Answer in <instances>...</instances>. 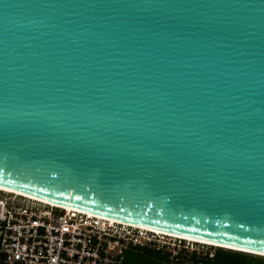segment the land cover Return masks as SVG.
Returning a JSON list of instances; mask_svg holds the SVG:
<instances>
[{"label": "water", "instance_id": "95a60500", "mask_svg": "<svg viewBox=\"0 0 264 264\" xmlns=\"http://www.w3.org/2000/svg\"><path fill=\"white\" fill-rule=\"evenodd\" d=\"M0 185L264 254V0H0Z\"/></svg>", "mask_w": 264, "mask_h": 264}, {"label": "built area", "instance_id": "2783aa9c", "mask_svg": "<svg viewBox=\"0 0 264 264\" xmlns=\"http://www.w3.org/2000/svg\"><path fill=\"white\" fill-rule=\"evenodd\" d=\"M0 192L2 264H122L126 251L146 248L172 257L189 252L211 259L215 253L188 249L200 243Z\"/></svg>", "mask_w": 264, "mask_h": 264}, {"label": "trees", "instance_id": "16d2710c", "mask_svg": "<svg viewBox=\"0 0 264 264\" xmlns=\"http://www.w3.org/2000/svg\"><path fill=\"white\" fill-rule=\"evenodd\" d=\"M185 256L191 259L192 262H196L195 264L199 262V259H195L197 257L195 254L188 255L187 257L186 254L180 253L175 259L177 262H173L172 259L174 258L170 253H162L160 250L146 248L136 251H126L122 264H179L178 260ZM256 256L218 247L213 258L203 257L201 260H204L205 264H264V262L258 261ZM0 264H2L1 259Z\"/></svg>", "mask_w": 264, "mask_h": 264}, {"label": "bare ground", "instance_id": "6f19581e", "mask_svg": "<svg viewBox=\"0 0 264 264\" xmlns=\"http://www.w3.org/2000/svg\"><path fill=\"white\" fill-rule=\"evenodd\" d=\"M0 191L7 192V193H16L18 195H23V196L35 198L33 196H30V195H27V194L18 192L16 190H13L11 188L5 187L3 185H0ZM36 199H38V198H36ZM44 202L50 203V202H47V201H44ZM50 204H53V203H50ZM53 205H55L57 207H61L63 209L75 210L77 212H83V213L88 214L90 216H96V217H98L100 219H104V220H107V221H110V222H116V223H120V224H123V225H129V226L139 227V228L146 229V230H149V231H153V232H156V233H160V234H164V235H169V236L177 237V238H180V239H183V240H188V241H192V242L200 243V244H204V245L206 244V245H209V246H212V247H217V248L218 247H221V248H224V249H230L229 247H226V246L217 245V244H213V243H208V242L200 241V240H195V239H191V238H188V237H182V236L174 235V234H171V233L163 232V231H160V230L152 229V228H149V227H145V226H141V225H136V224H132V223L124 222V221H119V220H115V219H111V218H106V217L94 215V214H91V213H88V212H85V211H82V210H79V209H75V208L69 207L67 205H58V204H53ZM253 255H257V256L264 257V254H256V253H253Z\"/></svg>", "mask_w": 264, "mask_h": 264}, {"label": "rangeland", "instance_id": "374dc122", "mask_svg": "<svg viewBox=\"0 0 264 264\" xmlns=\"http://www.w3.org/2000/svg\"><path fill=\"white\" fill-rule=\"evenodd\" d=\"M0 195H2V193L0 192ZM190 243V242H189ZM185 244V243H184ZM189 248L188 249H197V251L198 252H200V251H203V252H205V251H207V250H213L214 252L215 251H217V247L215 248H213V247H210V246H208V245H200V244H192L191 243V245L189 244V246H188ZM183 255L184 254H186L187 255V257H188V254H189V252L188 253H182ZM257 258L256 259H258V261H260V262H264V257H260V256H256ZM174 259H172V261L173 262H177L175 259H176V257H173ZM195 259L197 260V259H199L198 261L199 262H197V264H205L204 263V260H201V259H203V258H200V257H195ZM179 261V264H195L194 262H192L191 261V259H189V258H186V256L184 257V258H182V259H179L178 260Z\"/></svg>", "mask_w": 264, "mask_h": 264}]
</instances>
